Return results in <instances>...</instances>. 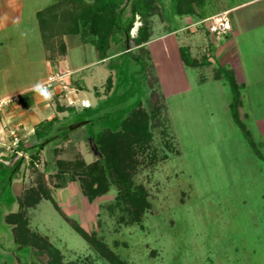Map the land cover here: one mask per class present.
Segmentation results:
<instances>
[{"label": "rangeland", "instance_id": "1", "mask_svg": "<svg viewBox=\"0 0 264 264\" xmlns=\"http://www.w3.org/2000/svg\"><path fill=\"white\" fill-rule=\"evenodd\" d=\"M242 1L217 0L193 16L179 17L173 11V0H157V14L151 19V46L159 51L154 55L161 65L154 63L147 44L134 48L121 30L111 37L109 59L103 63H94L99 53L82 45L78 35L66 36L69 44L81 46L73 48L69 61L94 64L80 72H71L68 64L64 65L63 70L71 74L70 89L61 92L57 88L56 98L64 108L72 109L59 114L60 137L53 141L71 133L55 157L87 165L101 159L93 142L96 133L118 132L133 112L151 115L152 105L156 106L158 120L149 121L151 140L143 148L129 149L125 156H129L127 164L134 165V187L145 189L150 204L138 222L129 224L128 211L114 206V187L93 202L76 183L53 189L55 157L48 150L35 166L29 161L21 166L17 191L43 180L57 207L125 264H264V38L249 32L235 39L233 32L225 44L232 59L239 56L232 67L245 87L240 88L244 107L239 110L248 132L245 135L230 115L229 86L222 76L217 78L218 70L226 67L224 58L216 55V47L223 41L206 36V19L201 20ZM135 2L122 6L125 24ZM256 8L232 11L229 19L234 25V19L246 18ZM249 24L248 20L244 26ZM140 25L137 17L131 38ZM79 35L92 38L83 29ZM189 46L196 47L198 60L210 57L211 65L202 69L183 65L179 48L191 62ZM83 99L90 102V108L82 107ZM82 122L86 124L69 130ZM5 184L0 182L1 216L12 207L8 204L15 193ZM27 216L35 237L28 236L32 249L24 248L22 253L15 249L11 230L0 218V264H45L43 252L48 248L59 251L63 264H109L71 229L51 201H41ZM24 255L25 261H21Z\"/></svg>", "mask_w": 264, "mask_h": 264}, {"label": "trees", "instance_id": "2", "mask_svg": "<svg viewBox=\"0 0 264 264\" xmlns=\"http://www.w3.org/2000/svg\"><path fill=\"white\" fill-rule=\"evenodd\" d=\"M127 1L130 0H93L92 3H85L84 0H54L51 5L36 14L46 60L49 63H54L57 60L64 59L66 53L64 39L67 35H78L81 43L93 45L102 60L108 57L107 51L109 50L111 37L116 30H121L134 48H141L142 45L149 42L152 35L153 23L151 19L157 14V0H136L132 5L131 18L125 24L122 21L121 13L122 6ZM173 3L174 13L178 16H184L192 14L193 7L199 6L201 0H173ZM137 17L141 25L136 36L131 38L130 31ZM81 29L88 32L92 38L80 36ZM182 60L191 67L209 65L206 56L201 61L192 59L189 62L183 56ZM220 76L223 77L232 94L230 115L240 131L247 135L248 132L239 119L240 96L233 74L226 70H218L217 78ZM58 95L59 93L56 94V97ZM71 109L56 104V110L59 113L71 111ZM155 109L156 106L153 104L150 111L151 115L145 112H133L128 120L120 124V131L118 132L111 134L105 131L96 133L93 142L102 158L96 159L95 162L89 165L82 161L77 162L59 156L55 157L61 152L57 148L69 140V134L71 133H64L59 142L53 141L55 137H60L58 135L60 134L61 121L58 118L41 122L34 130L35 141L31 148L25 151L23 148L18 147L16 151L20 150L28 155L29 163L33 166L40 161L43 151L48 150L51 152V156L55 157L54 164L56 166L53 174L56 181L53 186L55 190H61L69 184L76 183L80 185V189L87 200L93 202L94 199L105 195L110 188L114 187L116 189L114 206L128 211L130 215L129 224L138 222L141 215L150 208V204L145 189L134 187L131 170L134 165L133 162L127 164L126 159L129 156L127 158L125 156L129 149L136 146L143 148L151 140L149 121L152 119L154 121L158 120ZM249 143L254 146L251 141ZM11 159L13 162L9 167L0 166V176L2 177V179L0 177V182L5 181V186L10 185L12 176L18 173L24 161L17 153H14ZM47 163L49 164V161ZM5 172H7V176L4 177ZM41 181L43 180L24 191L22 197L19 198V213L11 216L14 220L13 223L16 225L14 229L15 244L20 246V250L24 248H30L31 250L32 245L28 246L27 244L28 236L31 239L35 237V234L28 228V221L25 218L27 210L43 200H49L71 229L109 264H125L95 235L87 234L76 221L67 217L52 199L50 190L45 187L47 184ZM43 253V257L46 258L45 264H63L58 250L48 248ZM42 261H44L43 258Z\"/></svg>", "mask_w": 264, "mask_h": 264}, {"label": "crops", "instance_id": "3", "mask_svg": "<svg viewBox=\"0 0 264 264\" xmlns=\"http://www.w3.org/2000/svg\"><path fill=\"white\" fill-rule=\"evenodd\" d=\"M216 1L217 0H201L199 6L193 7L192 14L179 17L193 16L195 15L196 10L203 9L206 6L215 3ZM53 2L54 0H0V98H8L12 96H17L19 98V101L16 104L0 112V166L5 165L9 167V165H12L13 160L11 158L14 153H17L19 157L23 158L24 161L22 166L28 164L29 161L28 155L22 153L20 150L16 151L17 148L15 149L11 147V138L9 136L10 130L19 128L20 143L18 147H21L27 151L34 144V130L36 126H38L43 121H50L54 118L59 119V114L61 113L57 112L56 104L59 102V105L64 107V105L60 103V100L56 98V94L59 92L56 90L54 92L47 93L42 90V86L47 82L53 73L58 71L65 72L63 70L65 64H68L71 72H80L88 69L89 66L94 63H103L109 59L108 55L106 59L102 60L98 54L96 56V62L90 63L89 65L79 64L77 59L76 61H69L70 52L73 50V48L75 47L80 49L81 46L76 47L72 43L69 44V38L65 37L64 43L66 45V53L64 59L57 60L54 63H49L46 60L36 14L51 5ZM260 4H263V6H259ZM253 6H257L255 13H251L250 16H247L246 18L241 17L240 19H234V25L232 19L230 20L231 32L221 39L223 43L216 47V51H218L216 52L218 53L216 55L224 58L223 64L226 66L224 70H226L228 67V70L226 71H229L233 74L235 83L238 86L240 96V106L238 112L244 107L242 96L240 94V88L245 87L243 83L237 81V74L234 70V65L236 64V61H238L239 56L238 54H235L233 55L232 59L226 51L227 48L225 44L231 40V34L233 32L235 39L236 37L239 38L243 35H248L249 32L252 34L256 33L258 38H264V32L261 33V31H264V0H243L242 2L232 4L231 6H223L208 17L201 18V20H204L223 12H229L230 14L232 11L248 9ZM246 20L251 22L249 26H244V23H247ZM152 35L149 42L145 43L144 45L147 44L148 49L150 51L152 50L150 55L152 56L154 63L156 65L157 63L161 65L160 60L157 61L154 55L158 50L151 46V44L154 43L152 41ZM172 35L173 32L169 33L168 36L171 37ZM262 42H264V40H262ZM81 44L93 49L91 51L97 52L93 45L83 43ZM188 49L190 54L193 56L192 59L200 61L195 58L194 55L195 51H197L196 47L193 48L189 46ZM127 51H130L129 48ZM179 56L182 64L188 67V65H186L182 60L181 48H179ZM203 57L204 56L201 58ZM207 60L209 62L208 66H210V57L207 58ZM233 63L234 65L232 67ZM58 65H63V67L57 68L56 66ZM208 66L195 68L202 69ZM175 97L176 101L177 99L178 101L181 100V96L177 92ZM260 124L262 125L263 123ZM44 153L45 151L42 152V154ZM19 171L17 174L12 176L11 183L9 185L10 190L15 191V193H13L12 202H9L8 204L9 207H12L7 210L5 209L3 216L0 215V218H2L1 222L11 230L14 244V229L16 225L13 223L14 220L11 218V216L19 213V198L22 197L24 191L26 190L25 189L22 192L17 191L18 185L16 183L19 177ZM25 218L28 221V228H30V220L27 216V212ZM15 249L19 251V253H22V250L17 249V246ZM24 258L25 255L21 256V261H25Z\"/></svg>", "mask_w": 264, "mask_h": 264}, {"label": "built area", "instance_id": "4", "mask_svg": "<svg viewBox=\"0 0 264 264\" xmlns=\"http://www.w3.org/2000/svg\"><path fill=\"white\" fill-rule=\"evenodd\" d=\"M205 23H207L206 33L213 40L219 41L231 32L229 12H223L214 15L206 19ZM200 24L201 23H198L196 24V26ZM70 79H71L70 73L58 71L56 73H53L52 76L49 77L47 82L42 86V90L47 93H50L56 91L57 88H59L61 89V92H67L70 89L69 87ZM18 101L19 98L17 96L0 98V112L16 104ZM81 104L82 107L84 108H90V103L87 100H83ZM9 136L11 138V147L15 149L18 148L20 143L19 128H14L10 130Z\"/></svg>", "mask_w": 264, "mask_h": 264}, {"label": "water", "instance_id": "5", "mask_svg": "<svg viewBox=\"0 0 264 264\" xmlns=\"http://www.w3.org/2000/svg\"><path fill=\"white\" fill-rule=\"evenodd\" d=\"M127 38V37H126ZM128 39V38H127ZM127 49H128V46H127ZM86 124V122H82V123H79V124H76V125H74V126H72V127H70V131H73V130H75V129H77V128H79V127H81L82 125H85Z\"/></svg>", "mask_w": 264, "mask_h": 264}]
</instances>
